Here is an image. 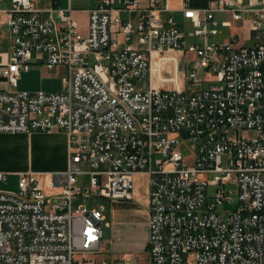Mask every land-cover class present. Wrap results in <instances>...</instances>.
Here are the masks:
<instances>
[{
  "label": "built area",
  "instance_id": "1",
  "mask_svg": "<svg viewBox=\"0 0 264 264\" xmlns=\"http://www.w3.org/2000/svg\"><path fill=\"white\" fill-rule=\"evenodd\" d=\"M169 1L102 0L87 35L72 9L12 0L0 10V38L5 25L12 37L8 52L0 45V80L10 87L0 90V134L69 138L66 172L23 173L18 192L0 191V264H97L87 256L105 249V208L74 202H133L136 174L150 187L145 264H264V0H215L203 10L185 2L188 33L171 15L163 22ZM217 13L250 15L251 44L214 41ZM40 63L67 69L65 91L18 90ZM204 71L216 82L191 90ZM154 73L174 87L155 84ZM82 164L92 168L87 188ZM226 204L234 208L220 213Z\"/></svg>",
  "mask_w": 264,
  "mask_h": 264
},
{
  "label": "crops",
  "instance_id": "2",
  "mask_svg": "<svg viewBox=\"0 0 264 264\" xmlns=\"http://www.w3.org/2000/svg\"><path fill=\"white\" fill-rule=\"evenodd\" d=\"M35 6L40 10L49 11L53 8L55 9H63L69 10L72 9V17L79 23L80 30L84 35L88 34L89 30V15L90 10L96 7L102 0H32ZM211 1L215 0H170L169 7L171 13L162 14V20L166 23L168 16L171 15L174 18L176 27L184 33L182 29H191L193 30L194 25L192 21L186 20L184 18V14L182 12V8L185 2H188L190 7L195 10H203L205 9ZM12 0H0V10H7L11 7ZM147 5V0H142V6ZM49 16V14H46ZM137 16L135 17V19ZM216 19L220 23V29L222 33L214 38V41L222 43L228 41L231 37L236 36L238 39L242 40V43L246 45H250V15H244L243 19L240 21H234L233 17L230 13H217ZM223 23H230V27L223 26ZM2 37L0 38V45L4 52H8L12 47V37L10 34V29L7 25L2 26ZM190 30V31H191ZM162 62V61H161ZM160 64V60L156 61V65ZM25 73H23L22 78ZM168 77L167 74H164ZM21 78V81H22ZM154 83L163 86L165 88H172L174 84H161L159 83V74L154 73L153 75ZM19 83V91H29V92H38L34 87H29L28 89L20 90ZM28 86V85H27ZM10 89L9 85L4 81L0 80V90ZM50 93V92H49ZM35 145H38L42 149L47 150H56L61 159L54 166V168L48 170L49 173H63L68 170L69 165V138L68 135L62 131L55 130L50 133L43 132H34L31 134L26 133H5L0 134V147H10L16 146L18 149H25L26 147L29 149L34 148ZM4 172V171H0ZM34 172V171H28ZM28 172H19L21 174ZM7 173V172H4ZM41 173V172H34ZM140 176H146L145 174H136ZM9 179V178H8ZM20 179V176H19ZM45 189L48 194H54L56 191H53L49 187V182L45 179ZM150 194V191H149ZM149 200L148 197L147 206L149 208ZM118 208L114 209V212L110 215V222H107L108 227L111 229V232L107 238L104 237V245L105 251L109 252L111 255L115 257H120L119 255L126 254L130 248L137 247L140 248L142 245L146 246L148 249L149 243V210L147 212L146 221L143 222V230L140 226V223L136 218L133 217V214L130 213V209L126 207V202H114L112 203ZM141 230L144 233V237L142 240ZM107 263H111L105 261ZM120 262L117 259L113 263Z\"/></svg>",
  "mask_w": 264,
  "mask_h": 264
},
{
  "label": "rangeland",
  "instance_id": "3",
  "mask_svg": "<svg viewBox=\"0 0 264 264\" xmlns=\"http://www.w3.org/2000/svg\"><path fill=\"white\" fill-rule=\"evenodd\" d=\"M187 33L191 29H182ZM243 42V39L241 40ZM190 41H188L189 43ZM248 46V45H247ZM36 58V55H34ZM68 77V71L65 67L59 66L55 70H50L44 63L33 64L29 71L25 72L21 84L20 90L28 89L29 87H34L38 91L59 93L66 90L65 80ZM200 86L192 87L189 84L191 90H199L210 86L212 83L216 82V76L214 74H209L203 72L200 76ZM134 83L137 87H140V83L135 80ZM28 85V86H27ZM183 152L188 156L185 148H182ZM61 157L56 150L42 149L38 145H35L32 149H18L16 146H8L5 148L0 147V171L9 173V179L7 182L0 181V191L7 192H18L19 191V172H41V174H52L48 170L54 168V166L60 161ZM92 170L89 164L81 165V175L79 177L80 185L87 188L90 185V171ZM213 175L210 179H213ZM50 181V177L47 178ZM149 179L146 176L135 175L134 176V189H133V202H126V207L130 209V213L133 217L138 220L140 226L142 227L143 222L146 221L148 206L147 201L149 197ZM234 203L236 202V196L233 195ZM81 205L87 206L89 209L105 208L104 214L106 216V221L103 223L104 237L107 240L111 229L108 227L107 222H110V215L114 212L115 208H118L112 204L107 199H78L74 202L73 209H78ZM234 208L233 205H223L218 208L219 212H227ZM143 230V227L141 228ZM141 230L142 240L144 233ZM148 249L146 246L142 245L140 248L132 247L130 250L124 254L119 255L120 257H115L107 251H103L100 254L88 255L87 259L89 262H96L100 264L103 261L115 262L124 260H132L141 264L148 262Z\"/></svg>",
  "mask_w": 264,
  "mask_h": 264
},
{
  "label": "water",
  "instance_id": "4",
  "mask_svg": "<svg viewBox=\"0 0 264 264\" xmlns=\"http://www.w3.org/2000/svg\"><path fill=\"white\" fill-rule=\"evenodd\" d=\"M183 131H185V130H183Z\"/></svg>",
  "mask_w": 264,
  "mask_h": 264
}]
</instances>
